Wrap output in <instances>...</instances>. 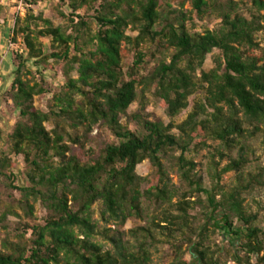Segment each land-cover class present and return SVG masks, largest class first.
Returning a JSON list of instances; mask_svg holds the SVG:
<instances>
[{
	"label": "clouds",
	"instance_id": "clouds-1",
	"mask_svg": "<svg viewBox=\"0 0 264 264\" xmlns=\"http://www.w3.org/2000/svg\"><path fill=\"white\" fill-rule=\"evenodd\" d=\"M0 264H264V0H0Z\"/></svg>",
	"mask_w": 264,
	"mask_h": 264
},
{
	"label": "trees",
	"instance_id": "trees-1",
	"mask_svg": "<svg viewBox=\"0 0 264 264\" xmlns=\"http://www.w3.org/2000/svg\"><path fill=\"white\" fill-rule=\"evenodd\" d=\"M112 55H113V60L115 61V58H116L117 56L121 55V53H120V52H115V53H113ZM96 67H102V65H96Z\"/></svg>",
	"mask_w": 264,
	"mask_h": 264
}]
</instances>
